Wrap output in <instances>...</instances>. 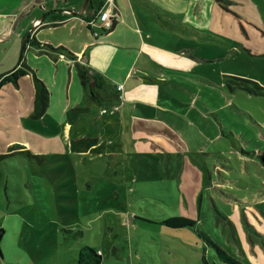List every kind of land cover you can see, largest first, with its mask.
<instances>
[{
    "label": "rangeland",
    "instance_id": "obj_1",
    "mask_svg": "<svg viewBox=\"0 0 264 264\" xmlns=\"http://www.w3.org/2000/svg\"><path fill=\"white\" fill-rule=\"evenodd\" d=\"M149 1L109 36L126 48H92L101 100L40 115L27 86L0 89V264H264V93L233 79L264 86V0Z\"/></svg>",
    "mask_w": 264,
    "mask_h": 264
},
{
    "label": "crops",
    "instance_id": "obj_2",
    "mask_svg": "<svg viewBox=\"0 0 264 264\" xmlns=\"http://www.w3.org/2000/svg\"><path fill=\"white\" fill-rule=\"evenodd\" d=\"M85 2L86 0H0V77L12 73L21 64L19 68L28 73L15 86L22 92L27 86L34 103L35 77L49 91V106L53 101L59 100L60 105L66 109L77 106L86 99L78 65L93 73L88 63L91 62V51L97 41L125 47L130 39L125 35L126 39L109 37L114 33L119 35L123 28H128L125 25L128 22L125 15L129 12V0H90L88 8L83 11ZM81 11L83 14L79 15ZM103 11H110L112 22L116 21V25L109 28L112 32L106 37L102 34L95 35L97 30L93 27L95 23L101 22L99 15ZM42 17L44 21L39 25ZM121 17L126 19L123 24ZM37 23L39 27L29 37L22 51L24 38ZM130 42L133 47L137 46L134 41ZM58 48L64 51H58ZM21 52L22 60L19 62ZM124 75L128 78L130 71L126 70ZM25 77L31 78L32 85L29 80H24ZM115 80L118 82L116 78ZM102 83L104 87V81ZM119 86H122L120 82L116 88ZM76 256L78 259V254Z\"/></svg>",
    "mask_w": 264,
    "mask_h": 264
},
{
    "label": "trees",
    "instance_id": "obj_3",
    "mask_svg": "<svg viewBox=\"0 0 264 264\" xmlns=\"http://www.w3.org/2000/svg\"><path fill=\"white\" fill-rule=\"evenodd\" d=\"M116 25V21L113 22L112 27ZM58 51H64L62 48H58ZM73 56L72 54H69ZM21 64L10 74L0 77V88L3 87L8 82L13 83L14 85L18 86L19 79L28 73L27 71L23 70ZM79 76L82 81V85L85 89L86 99H90L93 101H98L99 94L98 89L103 88V81L102 78L99 77L97 74L90 72L86 67L78 65ZM233 79L236 81V84L240 88L247 89L250 93L253 94H262L264 93V86L261 85L256 80H251L247 78H242L238 76H234ZM35 89H36V98H35V109L40 115L46 113L49 107V91L45 84L37 77L34 79ZM252 85L253 87H251ZM85 108H76L69 112L72 114H68L69 119L73 120L77 118L78 115H81L84 112ZM86 111V110H85ZM74 114V115H73ZM99 145L98 139H75L71 142V148L74 151H85L91 153L99 154L101 152V146ZM259 158L264 166V152L259 154ZM164 225L170 227L172 229H183V228H192L196 226V222L190 220L185 217H172L170 219L164 220ZM4 230L0 229V242L2 240V233ZM206 239L210 242V239L205 235ZM212 243V242H211ZM216 246V245H215ZM78 264H103L102 256L92 250L90 248L81 249L78 253ZM233 264H242L235 260L231 261Z\"/></svg>",
    "mask_w": 264,
    "mask_h": 264
},
{
    "label": "water",
    "instance_id": "obj_4",
    "mask_svg": "<svg viewBox=\"0 0 264 264\" xmlns=\"http://www.w3.org/2000/svg\"><path fill=\"white\" fill-rule=\"evenodd\" d=\"M90 3V0H86L85 2V5H84V8H83V11L86 10L88 8V5ZM83 11L79 12L78 14L79 15H82L83 14ZM44 21V17H42L40 20H39V25L42 24ZM38 23L34 26L33 29H31L29 31V33L27 34V36L24 38V41H23V44H22V51L24 50L25 48V45H26V42L29 41V37L34 33V30H36L39 26H38ZM22 60V52H21V55H20V58H19V62Z\"/></svg>",
    "mask_w": 264,
    "mask_h": 264
},
{
    "label": "built area",
    "instance_id": "obj_5",
    "mask_svg": "<svg viewBox=\"0 0 264 264\" xmlns=\"http://www.w3.org/2000/svg\"><path fill=\"white\" fill-rule=\"evenodd\" d=\"M100 21L102 22L104 28L109 29L112 27V14L110 11H103L99 15ZM119 90H122L121 86L118 87Z\"/></svg>",
    "mask_w": 264,
    "mask_h": 264
}]
</instances>
